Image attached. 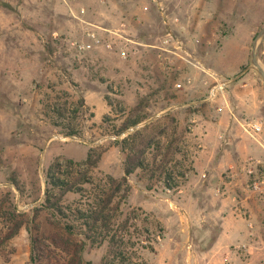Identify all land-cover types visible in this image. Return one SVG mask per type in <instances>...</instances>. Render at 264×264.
I'll return each instance as SVG.
<instances>
[{"label":"rangeland","instance_id":"obj_1","mask_svg":"<svg viewBox=\"0 0 264 264\" xmlns=\"http://www.w3.org/2000/svg\"><path fill=\"white\" fill-rule=\"evenodd\" d=\"M263 25L264 0H0V264H199L219 208L264 229ZM210 125L255 146L241 170L193 166Z\"/></svg>","mask_w":264,"mask_h":264},{"label":"crops","instance_id":"obj_2","mask_svg":"<svg viewBox=\"0 0 264 264\" xmlns=\"http://www.w3.org/2000/svg\"><path fill=\"white\" fill-rule=\"evenodd\" d=\"M127 48L129 49L130 46ZM1 52L0 65L3 67L4 62H6L7 66L10 62L8 52ZM72 63L75 64L74 60H72ZM62 64L64 65V63ZM249 104H251V101ZM261 124L264 125V121ZM243 130L248 135L257 133L252 132L249 128H243ZM225 133L230 134L231 131L226 132L225 129L218 128L215 125L194 130L193 135L196 134L198 137L196 151L193 156V166L202 172V177L206 175L204 165L210 166L205 171L214 172L215 175L217 174V168L220 169L223 165L231 167L232 172L241 170L243 166L240 162L248 154L256 151L255 146L250 145V141L243 133H237V138H232L229 146L223 145L221 139L217 140L216 137L225 135ZM215 139L216 142H214ZM231 181L224 179L223 183L228 184ZM226 188L227 186H225ZM224 193L231 196L227 192ZM215 214L221 216L220 221L216 224V236L210 239V243L204 251L191 253L189 259L195 260L199 264H264V229L261 225L256 222H240L241 216L235 210L219 208ZM236 247L239 248L235 249Z\"/></svg>","mask_w":264,"mask_h":264},{"label":"trees","instance_id":"obj_3","mask_svg":"<svg viewBox=\"0 0 264 264\" xmlns=\"http://www.w3.org/2000/svg\"><path fill=\"white\" fill-rule=\"evenodd\" d=\"M54 166H56V164H54ZM129 171L126 170L125 174H127ZM46 185L49 186V188H46L45 191V202H48V194H49V190L51 188H57L60 189V187L62 185H64V182L62 180H59V178L55 177L53 174H50L47 176L46 179ZM60 191V190H59ZM60 196V194H59ZM51 207H55V205L53 203L50 204ZM87 221L85 223H87V227L90 230H94L95 228H100V225H104L105 223V218L104 216L101 214V212L99 211H91L89 212V214L86 216Z\"/></svg>","mask_w":264,"mask_h":264},{"label":"water","instance_id":"obj_4","mask_svg":"<svg viewBox=\"0 0 264 264\" xmlns=\"http://www.w3.org/2000/svg\"><path fill=\"white\" fill-rule=\"evenodd\" d=\"M264 42V25L255 33L251 45H250V52H249V59H248V69H251L261 83L264 85V73L260 69L259 60H258V51L260 46Z\"/></svg>","mask_w":264,"mask_h":264},{"label":"built area","instance_id":"obj_5","mask_svg":"<svg viewBox=\"0 0 264 264\" xmlns=\"http://www.w3.org/2000/svg\"><path fill=\"white\" fill-rule=\"evenodd\" d=\"M63 1H65V0H63ZM86 35H87V38H88V42H86V43L82 42V43L74 44L75 49L77 51H87V50L92 48V44H96L98 42V38L96 37V35L94 33L91 32V33H87ZM176 87H179V85H176ZM216 88L217 87H213L210 90L209 96H213L214 95V92H216L214 90H216ZM248 128H249V130H251L254 133L260 131V127L258 125H256V124H248ZM247 172L251 173V170L248 169Z\"/></svg>","mask_w":264,"mask_h":264},{"label":"bare ground","instance_id":"obj_6","mask_svg":"<svg viewBox=\"0 0 264 264\" xmlns=\"http://www.w3.org/2000/svg\"><path fill=\"white\" fill-rule=\"evenodd\" d=\"M260 69L262 70V72L264 73V67L261 63H259Z\"/></svg>","mask_w":264,"mask_h":264}]
</instances>
